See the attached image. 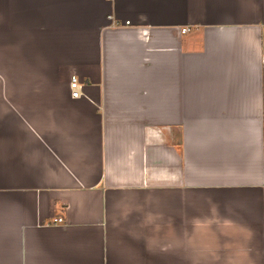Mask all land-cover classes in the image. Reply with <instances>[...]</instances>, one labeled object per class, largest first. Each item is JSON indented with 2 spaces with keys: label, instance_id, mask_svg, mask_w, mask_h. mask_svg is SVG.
<instances>
[{
  "label": "crops",
  "instance_id": "1",
  "mask_svg": "<svg viewBox=\"0 0 264 264\" xmlns=\"http://www.w3.org/2000/svg\"><path fill=\"white\" fill-rule=\"evenodd\" d=\"M0 264H264V0H0Z\"/></svg>",
  "mask_w": 264,
  "mask_h": 264
},
{
  "label": "built area",
  "instance_id": "2",
  "mask_svg": "<svg viewBox=\"0 0 264 264\" xmlns=\"http://www.w3.org/2000/svg\"><path fill=\"white\" fill-rule=\"evenodd\" d=\"M183 29L184 30L188 29V27H185ZM69 86L71 88L72 95L77 96L79 94L80 83H79L78 78H77V76L75 74L71 75L70 81H69ZM54 221L62 222V221H64V218L62 216H57L54 219Z\"/></svg>",
  "mask_w": 264,
  "mask_h": 264
}]
</instances>
